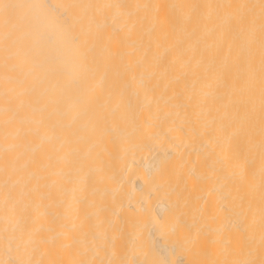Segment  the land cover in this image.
Returning <instances> with one entry per match:
<instances>
[{
  "label": "bare ground",
  "instance_id": "1",
  "mask_svg": "<svg viewBox=\"0 0 264 264\" xmlns=\"http://www.w3.org/2000/svg\"><path fill=\"white\" fill-rule=\"evenodd\" d=\"M0 3V264H264V0Z\"/></svg>",
  "mask_w": 264,
  "mask_h": 264
},
{
  "label": "snow or ice",
  "instance_id": "2",
  "mask_svg": "<svg viewBox=\"0 0 264 264\" xmlns=\"http://www.w3.org/2000/svg\"><path fill=\"white\" fill-rule=\"evenodd\" d=\"M16 7L15 5H10L7 3H0V8H3L5 11H7L9 8Z\"/></svg>",
  "mask_w": 264,
  "mask_h": 264
}]
</instances>
